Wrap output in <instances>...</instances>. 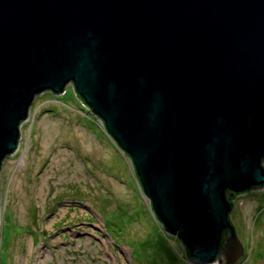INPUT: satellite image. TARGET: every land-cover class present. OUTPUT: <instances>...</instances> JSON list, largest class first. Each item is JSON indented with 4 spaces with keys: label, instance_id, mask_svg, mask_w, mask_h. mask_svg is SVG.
<instances>
[{
    "label": "water",
    "instance_id": "obj_1",
    "mask_svg": "<svg viewBox=\"0 0 264 264\" xmlns=\"http://www.w3.org/2000/svg\"><path fill=\"white\" fill-rule=\"evenodd\" d=\"M72 83L193 264H234L264 187V0H0V167L36 94Z\"/></svg>",
    "mask_w": 264,
    "mask_h": 264
},
{
    "label": "rangeland",
    "instance_id": "obj_2",
    "mask_svg": "<svg viewBox=\"0 0 264 264\" xmlns=\"http://www.w3.org/2000/svg\"><path fill=\"white\" fill-rule=\"evenodd\" d=\"M232 201L243 246L234 264H264V187ZM0 264H193L72 83L34 96L1 164Z\"/></svg>",
    "mask_w": 264,
    "mask_h": 264
},
{
    "label": "flooded vegetation",
    "instance_id": "obj_3",
    "mask_svg": "<svg viewBox=\"0 0 264 264\" xmlns=\"http://www.w3.org/2000/svg\"><path fill=\"white\" fill-rule=\"evenodd\" d=\"M262 188H263V187H262ZM250 189H259V188H254V187H253V188H250ZM250 189H249V190H250ZM249 190H247V191H249ZM247 191H245V192H247ZM245 192L235 193V194L233 195V197L236 196V195H238V194L245 193Z\"/></svg>",
    "mask_w": 264,
    "mask_h": 264
},
{
    "label": "bare ground",
    "instance_id": "obj_4",
    "mask_svg": "<svg viewBox=\"0 0 264 264\" xmlns=\"http://www.w3.org/2000/svg\"><path fill=\"white\" fill-rule=\"evenodd\" d=\"M260 189V188H259ZM232 199H233V197H232ZM233 206H234V204H233ZM232 223V222H231Z\"/></svg>",
    "mask_w": 264,
    "mask_h": 264
}]
</instances>
